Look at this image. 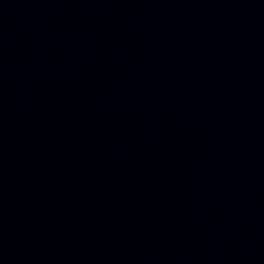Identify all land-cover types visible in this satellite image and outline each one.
<instances>
[{"label": "water", "instance_id": "1", "mask_svg": "<svg viewBox=\"0 0 264 264\" xmlns=\"http://www.w3.org/2000/svg\"><path fill=\"white\" fill-rule=\"evenodd\" d=\"M0 264H264V0H0Z\"/></svg>", "mask_w": 264, "mask_h": 264}]
</instances>
